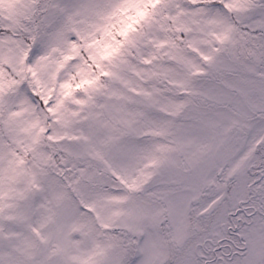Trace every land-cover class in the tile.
I'll use <instances>...</instances> for the list:
<instances>
[{
  "label": "snow or ice",
  "instance_id": "obj_1",
  "mask_svg": "<svg viewBox=\"0 0 264 264\" xmlns=\"http://www.w3.org/2000/svg\"><path fill=\"white\" fill-rule=\"evenodd\" d=\"M0 264H264V0H0Z\"/></svg>",
  "mask_w": 264,
  "mask_h": 264
}]
</instances>
